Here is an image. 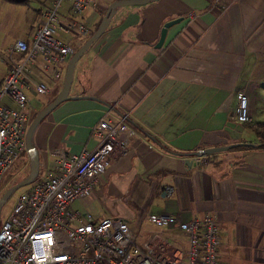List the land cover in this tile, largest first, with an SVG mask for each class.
Segmentation results:
<instances>
[{"label": "crops", "instance_id": "crops-1", "mask_svg": "<svg viewBox=\"0 0 264 264\" xmlns=\"http://www.w3.org/2000/svg\"><path fill=\"white\" fill-rule=\"evenodd\" d=\"M50 1L0 0V82L8 68L7 48L16 39L30 41L40 10ZM94 1L83 17H73L87 32L113 0ZM24 4L36 16L30 29L23 27ZM59 13L72 17L68 1ZM175 18L181 19L167 27L156 48L163 23ZM86 34L60 38L75 46ZM29 68L31 79L42 82L41 61ZM61 85L56 83L50 98L28 92L29 109L31 96L40 98L39 107L31 109L36 112ZM240 93L247 96L249 123H264V0H149L117 6L74 64L69 98L32 134L37 173L53 168L55 151L93 150L98 138L91 128L98 120L122 121L133 129L126 150L110 160L97 184L73 207L95 219L125 220L139 244L156 233L184 248L182 231L154 226L146 216L166 213L189 221L209 214L218 221V264H264V147L193 154L257 143L254 131L236 119ZM22 156L28 162L27 153ZM186 158L193 161L191 167ZM165 186L171 188L168 196L161 193ZM111 190L114 207L104 205ZM119 202L125 206L118 207Z\"/></svg>", "mask_w": 264, "mask_h": 264}, {"label": "built area", "instance_id": "built-area-1", "mask_svg": "<svg viewBox=\"0 0 264 264\" xmlns=\"http://www.w3.org/2000/svg\"><path fill=\"white\" fill-rule=\"evenodd\" d=\"M64 1L69 2L70 19L59 13ZM94 4V0H51L40 10L30 41L16 39L7 48L8 68L0 82V179L26 153L28 90L40 95L47 91L44 83L31 79L29 67L41 61L44 72L60 78L61 64H66L72 48L57 32L85 35L86 26L73 17ZM4 97L11 106L1 103ZM236 119L250 121L244 93L238 96ZM91 132L98 138L93 150L55 151L53 168L35 177L16 196L0 224V264H218L219 227L212 215L189 221L166 213L146 216L154 226L182 231L187 241L184 248L156 233L139 244L125 220L95 219L73 207L97 184L110 160L126 150L133 129L122 121L101 119ZM170 192L167 186L161 191L163 196Z\"/></svg>", "mask_w": 264, "mask_h": 264}, {"label": "water", "instance_id": "water-1", "mask_svg": "<svg viewBox=\"0 0 264 264\" xmlns=\"http://www.w3.org/2000/svg\"><path fill=\"white\" fill-rule=\"evenodd\" d=\"M149 0H113L109 3L107 6L96 30L70 55V57L67 60L65 70H64V75H63V81L61 88L57 95L49 101L47 104L42 106L31 118L29 121L26 130H25V146H26V153L28 156V173L27 175L22 178L21 180L15 182L14 184L10 185L0 196V208L1 204L3 201H5L10 194L18 187L28 185L33 181V179L37 175L38 171V156H37V151L35 150L34 146L32 145V134L39 124V122L60 102L68 99V91L71 83V78H72V72H73V67L76 61L80 58V56L88 49V47L91 45V43L100 35V33L105 29L106 25L109 22V19L113 13V10L115 7L120 6V5H140V4H145ZM181 18H175L166 21L163 23L162 27L160 28L159 31V37L157 42L155 43V47L158 48L160 47L165 31L167 27H169L171 24L179 21ZM239 146H255L253 143H232V144H227L223 146H214V147H209L201 150H197L196 152H193L194 155L196 156H202V155H209L213 154L216 152H222L226 150H230ZM185 163L191 167L193 161L186 158Z\"/></svg>", "mask_w": 264, "mask_h": 264}, {"label": "rangeland", "instance_id": "rangeland-1", "mask_svg": "<svg viewBox=\"0 0 264 264\" xmlns=\"http://www.w3.org/2000/svg\"><path fill=\"white\" fill-rule=\"evenodd\" d=\"M27 9H28V13L26 12ZM85 11H83L80 14V16L83 17V15L85 14L84 13ZM35 17H36L35 14L31 11V7H29V6L27 7V4H24V6H23V20H24L23 27H24V29H30L32 27V25H33V23L35 22V19H36ZM57 35L60 37L61 33L60 32H57ZM68 36H70V35H67L66 36V35L62 34L61 35V38L64 39V40H66ZM82 37H85V36H82ZM78 39H80V38H78ZM78 39H76V40L78 41ZM80 41H81V39H80ZM75 43H77V42H75ZM71 45H74V43H71ZM72 47L73 46H71V48ZM0 54L1 55L4 54L3 53V50H1ZM2 61H3L2 56H0V69L2 68V64H3ZM61 66L64 67L65 64L63 63V64H61ZM41 81L45 85H47L49 87V92L46 91V93L41 94L40 96L43 97V98H45V97L46 98H50L52 96L53 88L56 86V83L57 84L58 83H62L63 80L60 77L58 80L55 81L48 73L44 72L41 75ZM47 90H48V88H47ZM29 91L30 90H28V92ZM38 97H39L38 95L37 96H31L30 97V100H31L30 107H31V109L32 108L36 109L37 107H39V105H40V98H38ZM6 100L9 101L6 97L2 98L1 99V103L7 104L6 103ZM31 109H29V106L27 107V114H28V117H29L30 120L33 117V115L37 112V111L36 112H33ZM28 169H29V167H28V162L26 161V159H22L21 157L19 159H17L13 163V165L11 166V168L8 171H6L4 173V175L2 176V178L0 179V196H1V194L10 185H12L15 182H17V181L21 180L22 178H24L27 175V173H28ZM44 171L45 170H42V171L38 172L36 177H39V175L42 174ZM26 186H21V187L16 188L12 192V194L5 201H3V203L1 204V208H0V224L4 220L5 216L11 210V208L13 206V202H14L16 196L21 191H23V189H25ZM109 193H108V195H109L108 196L109 203L108 202H105L104 205L105 206L107 205L109 207H114V190H111ZM117 206L123 208L125 206V203L119 202L117 204ZM109 215H114V213L111 212ZM141 236L139 235V237H141ZM149 237L150 236H148L147 239Z\"/></svg>", "mask_w": 264, "mask_h": 264}, {"label": "trees", "instance_id": "trees-1", "mask_svg": "<svg viewBox=\"0 0 264 264\" xmlns=\"http://www.w3.org/2000/svg\"><path fill=\"white\" fill-rule=\"evenodd\" d=\"M100 22V21H99ZM99 22L91 29L88 30L86 36L75 46L72 47V53L96 30ZM72 46V45H71ZM70 57V56H69ZM68 57V58H69ZM68 60V59H67ZM67 63V62H66ZM66 65V64H65ZM65 69V68H64ZM51 101V100H50ZM47 104V103H46ZM246 126L250 129H252L254 131V133L256 134L258 141L257 143H255V146L257 147H264V123H249V122H245ZM254 144V143H253ZM244 147V146H239ZM249 147H253V146H249ZM212 155H207L208 156H213Z\"/></svg>", "mask_w": 264, "mask_h": 264}, {"label": "flooded vegetation", "instance_id": "flooded-vegetation-1", "mask_svg": "<svg viewBox=\"0 0 264 264\" xmlns=\"http://www.w3.org/2000/svg\"><path fill=\"white\" fill-rule=\"evenodd\" d=\"M11 194H12V193H11ZM11 194H10V195H11Z\"/></svg>", "mask_w": 264, "mask_h": 264}]
</instances>
